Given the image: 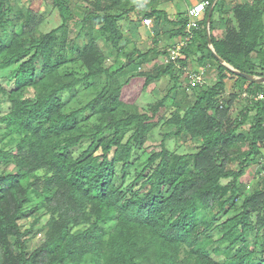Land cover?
<instances>
[{
	"label": "trees",
	"instance_id": "obj_1",
	"mask_svg": "<svg viewBox=\"0 0 264 264\" xmlns=\"http://www.w3.org/2000/svg\"><path fill=\"white\" fill-rule=\"evenodd\" d=\"M80 1L51 0L61 25L44 33L43 17L0 0V264H264V87L238 74L264 79V0H208L195 19L206 0ZM160 1L186 9L172 19ZM122 20L152 29L155 47L128 51ZM152 55L165 63L141 73ZM213 67L211 84L202 69ZM121 75L172 87L130 113ZM179 91L184 102L161 116ZM157 130L160 149L148 152ZM179 139L194 151L178 153Z\"/></svg>",
	"mask_w": 264,
	"mask_h": 264
},
{
	"label": "rangeland",
	"instance_id": "obj_2",
	"mask_svg": "<svg viewBox=\"0 0 264 264\" xmlns=\"http://www.w3.org/2000/svg\"><path fill=\"white\" fill-rule=\"evenodd\" d=\"M87 1L92 3L95 0H87ZM149 1L150 0H145V2H149ZM250 1L251 0H220L219 2L220 4L224 3L225 6L229 8V7L234 6L237 3H246ZM160 2H159V8L166 9L170 14H172V17L175 16L174 15L175 13L186 9L183 1H173V2H167V3L165 2L160 3ZM196 2H198V0H191L192 4H195ZM78 3L79 5H83V3L80 0H78ZM17 4L23 11L26 12L30 10L33 13L37 14L38 16L43 17L44 22L40 27L41 32H44V33L50 32L51 30L61 25L59 13L58 11L54 10L51 0H18ZM73 9H74L73 13L76 16H79L80 18L84 17L85 9L77 8V7ZM217 16L218 15L216 14V17ZM175 18L176 17L172 19H175ZM120 24L122 25V28L125 34V46L128 51L132 50L134 44L143 52H147L150 49H153L155 47L156 44L154 41V37L156 36V34L154 33L152 29H143V28H140V26L139 27L135 26L134 24L130 25V23H127V21L125 20H122ZM83 26H84L83 23L71 24L70 25V29L72 31L71 34L77 35L79 31L83 28ZM171 28L173 27H168V29H171ZM164 39L165 37H163V40ZM102 46H103L104 53L108 55V59L105 63L106 67H109L113 63L114 54L116 53V50L113 49V46L111 43H107L105 45L103 44ZM150 60L151 61L149 63L147 62L142 66L141 73L149 74V75L155 74L157 73L160 65L165 63V59L160 56L156 57L155 55H152L150 56ZM134 68H135L134 66L130 67V71H132ZM203 71L205 72L206 82H209L211 84L216 82L217 80L216 67L210 68L207 71L206 69L205 70L202 69V72ZM127 78L128 77L126 75L125 76L121 75L119 78V82L115 85V87L120 86L119 91H118L119 92L118 101L121 103L120 109L122 111L130 112V113L131 112L137 113V114L142 113L144 106H147L150 103L156 104L157 102L161 101L166 96V94L169 92V89L172 87V84L170 85L168 82H166V80L169 79L167 77L162 78V81L159 83L150 81L148 87L144 85L145 84L144 76L136 77L135 79H133L131 82L129 81L128 83H127V80H128ZM182 80H183L182 83L185 84L186 83L185 78H183ZM229 83H232V80ZM263 85H264L263 83L260 84V86L264 87ZM228 86L230 88L231 84H229ZM181 93L182 91H179L178 93L179 95L177 97L172 96L173 98H170V101L167 103L166 108L161 110L160 112L161 116L164 114L166 115L170 114L171 110H169L170 108L168 107L169 105L172 104L171 102H174V100L178 99L179 102L181 103L184 102L183 95ZM171 130L173 131L172 128L170 129L169 127L165 126L162 128L161 132L165 134ZM159 133L160 131L157 130L155 139L147 143L146 146H147L148 152L160 149L161 139L159 138L160 137ZM4 140H5L4 141L5 144L9 143L8 138ZM175 144H176L175 140L172 139L169 141L170 147L174 148ZM177 144L180 145V147L177 150L178 153H187L190 151H194V148L197 143L196 141H193V140L183 141L182 139H179ZM146 162H147L146 158L144 157V159H142V161L140 162L141 166H144ZM140 164H138V166H140ZM7 168L9 171H13L15 169L13 166H9ZM256 169H257V165H255L254 167L250 169L248 174L243 179L245 183L250 184L254 180ZM224 183H227V181H224ZM248 222L249 224H251L252 220L249 219ZM40 241L41 240L39 239V241H36L35 243L39 245ZM247 252H249V250H247ZM219 254H222V256L229 258L230 255L232 254V251L220 252ZM235 261L236 260H234V262Z\"/></svg>",
	"mask_w": 264,
	"mask_h": 264
},
{
	"label": "built area",
	"instance_id": "obj_3",
	"mask_svg": "<svg viewBox=\"0 0 264 264\" xmlns=\"http://www.w3.org/2000/svg\"><path fill=\"white\" fill-rule=\"evenodd\" d=\"M210 6V1L206 0L204 2H199V3H196L194 5L193 8H191L189 10V16L191 17V19H195V18H200L202 16V14L205 12V10ZM152 24V20L150 19H147L145 21V26L147 27H150ZM193 26H195L194 23H192ZM183 45L180 44L176 49H173L171 50V55L174 57V59L176 58V56L179 55V50L181 49ZM191 80H192V84H202L204 83V79H203V76L202 75H199V74H193L191 76ZM245 99L249 98L248 95H244L243 96ZM264 98V95H259L256 99H263Z\"/></svg>",
	"mask_w": 264,
	"mask_h": 264
},
{
	"label": "water",
	"instance_id": "obj_4",
	"mask_svg": "<svg viewBox=\"0 0 264 264\" xmlns=\"http://www.w3.org/2000/svg\"><path fill=\"white\" fill-rule=\"evenodd\" d=\"M212 11H213V7L211 8L210 13H209L210 17H211ZM208 21H210V18H209ZM238 74L241 75L243 78H245L246 80H248L250 82H253V83H256V84L264 83V79L255 78L254 76H251V75H248V74H243V73H238Z\"/></svg>",
	"mask_w": 264,
	"mask_h": 264
}]
</instances>
